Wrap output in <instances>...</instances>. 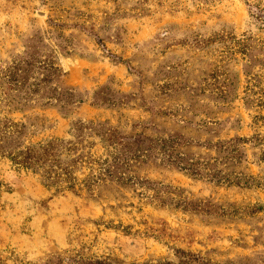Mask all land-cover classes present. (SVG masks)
I'll return each mask as SVG.
<instances>
[{"label":"rangeland","instance_id":"obj_1","mask_svg":"<svg viewBox=\"0 0 264 264\" xmlns=\"http://www.w3.org/2000/svg\"><path fill=\"white\" fill-rule=\"evenodd\" d=\"M247 1L264 7L0 0V119L24 125L0 154V264H264V23ZM49 140L75 187L11 160Z\"/></svg>","mask_w":264,"mask_h":264},{"label":"trees","instance_id":"obj_2","mask_svg":"<svg viewBox=\"0 0 264 264\" xmlns=\"http://www.w3.org/2000/svg\"><path fill=\"white\" fill-rule=\"evenodd\" d=\"M247 5L251 15L264 23V7L251 1H247ZM19 72L20 67L16 64L10 67L6 73L4 83L8 84L11 90L15 89L14 84L19 85ZM7 97L11 98L12 96L8 94ZM22 127H24L23 124L20 125L17 122L0 119V154L7 152L6 150L8 149H6L5 143L9 139L20 135ZM60 149V141L49 140L37 144H30L24 148L15 147V150H9L11 152L9 154L11 160L16 165L32 169L35 172H41L43 178L50 185H68L71 188L75 187L77 185L76 178L69 169V164H64L65 162L62 161ZM100 170H102L100 173H108L110 172V167L106 165V167L103 166Z\"/></svg>","mask_w":264,"mask_h":264}]
</instances>
